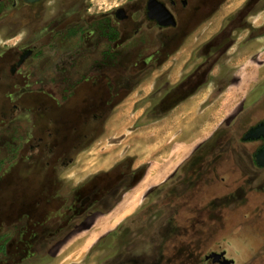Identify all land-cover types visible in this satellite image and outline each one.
<instances>
[{
    "label": "rangeland",
    "instance_id": "1",
    "mask_svg": "<svg viewBox=\"0 0 264 264\" xmlns=\"http://www.w3.org/2000/svg\"><path fill=\"white\" fill-rule=\"evenodd\" d=\"M124 1L17 0L14 6L0 0V264H214L206 260L212 249H226L234 264H258L264 195L255 194L264 193V167L256 165L254 153L263 141L242 138L264 119V48L255 41L264 34V0L247 12L244 4V20L228 23L215 39L223 56L214 77L207 76L206 60L196 59L199 90L184 94L193 96L173 110L151 107L161 90L156 75L115 108L105 102L114 94L93 84L75 91L50 86L68 81L53 71L51 22L64 19L73 27L86 7L81 17L93 26L97 12ZM242 3L225 5L206 37ZM59 36L54 56L61 60L66 47ZM198 44L178 56L172 82ZM35 45L19 73H3L15 49ZM144 165L147 178L171 175L179 165L180 177L166 184L161 198L158 190L155 199L146 195L163 181L153 185L146 178L147 184L126 192L129 199H113L128 170ZM223 178L233 186L231 194ZM43 195L87 199H27ZM112 231L116 238L101 241Z\"/></svg>",
    "mask_w": 264,
    "mask_h": 264
},
{
    "label": "flooded vegetation",
    "instance_id": "2",
    "mask_svg": "<svg viewBox=\"0 0 264 264\" xmlns=\"http://www.w3.org/2000/svg\"><path fill=\"white\" fill-rule=\"evenodd\" d=\"M22 1L26 4H34L40 0L33 3ZM229 2L230 0H125L116 7L97 12L95 25L93 26L87 27L86 20L81 17L83 11V17H86V7H83V11L78 12L79 19L73 21H78V23H75L73 27L70 26L71 21L63 19L55 22L54 20L47 31L50 35L48 49L53 60H55L53 61V71H57L60 76H67L68 81L63 84L58 83L62 82V79L50 84V86L75 91L87 84H93L96 88L114 94L115 99L104 101L108 102L107 105L110 108H115L129 95L128 93L137 90L145 81L156 75L155 87L157 88L159 85L157 90H161L157 95L159 100L153 101L151 107H156L158 103L162 107L167 104L173 110L192 96V94H188L184 98V94L188 91L199 90L198 88L194 90V87L198 86L201 75L199 73V63L195 62L196 59L201 56L203 61L206 60L207 76H213V70L216 65L220 64L218 63L219 59L223 56L222 51L220 53L215 50V39L219 38V34L227 28L228 23L235 27L244 20V16H242L244 4H248L247 12L258 0H245L244 3L224 17L217 32H213L206 37L205 32L212 27L219 12ZM16 4L17 0H13V5ZM60 15L58 14L56 18ZM57 35H61L58 39L61 40L63 47H66L61 60L56 59L54 56L56 49L54 40H56ZM262 35L264 34L259 36ZM197 42L199 44L188 52L189 58L180 71L182 76L177 81L172 82L170 76L175 69L178 56L182 55L189 45L194 44L195 46ZM38 47L39 45L33 47L21 46L15 49L14 58L5 64L3 73L15 76L17 72L19 73L23 69L26 61L35 55ZM60 63L65 67L59 68L58 64ZM157 72L158 74H156ZM72 76H77L78 79L69 81ZM97 118L101 119L102 117L97 116ZM260 122H264V119ZM257 124L251 126L248 131ZM247 132L242 138L244 141H263L254 153L255 159L258 151L264 147V137L245 139ZM131 160L136 161L135 158ZM180 165L169 177L162 180L163 182H157H162L160 187L148 191L146 197L155 199L153 196L154 191L158 190L160 193L159 198H161V192L166 184L175 182L180 177L178 176ZM256 165L264 167L257 163ZM147 170L148 165L141 168L132 166L125 174L126 176L124 175L122 178L120 186H117L116 195L113 199H123L126 192L143 179ZM136 178L138 181L134 182L137 180ZM223 186L229 188L227 194L233 192L231 190L233 186L224 178ZM261 194L264 195V193H256L255 195ZM240 198L242 199V197ZM27 199L87 198L80 195H43L32 196ZM94 206L91 204L89 209ZM48 207L50 208V204ZM263 220V218L260 219V221ZM262 224L264 225V222ZM244 237L247 236L244 235ZM262 240L263 242L257 245L261 250L264 249V233L262 234ZM1 249H4L3 244L0 247ZM206 260H212L214 264H234V260L227 257L226 249L220 251L212 249L206 255ZM258 264H264L263 254Z\"/></svg>",
    "mask_w": 264,
    "mask_h": 264
},
{
    "label": "water",
    "instance_id": "3",
    "mask_svg": "<svg viewBox=\"0 0 264 264\" xmlns=\"http://www.w3.org/2000/svg\"><path fill=\"white\" fill-rule=\"evenodd\" d=\"M25 1L33 3L38 0H25ZM260 137H264V122L258 123L255 127L251 128L245 135V139H255ZM255 159L257 164L264 166V147L258 151ZM217 255L220 256L221 254H217Z\"/></svg>",
    "mask_w": 264,
    "mask_h": 264
},
{
    "label": "crops",
    "instance_id": "4",
    "mask_svg": "<svg viewBox=\"0 0 264 264\" xmlns=\"http://www.w3.org/2000/svg\"><path fill=\"white\" fill-rule=\"evenodd\" d=\"M230 1H231V0H230ZM244 1H245V0H244ZM253 40H254V39H253ZM255 41H259V42H261V48H260V51H261V49L264 48V46H263V45H264V35L255 38ZM261 55H262V52H261ZM215 67H216V66H215ZM232 67H235V65H233ZM214 69H215V68H214ZM212 74H213V77H214V76H215L214 73H212ZM235 83H236V81H234V82H233V81L230 82L229 84H227L228 86H226V88H223V89L220 91V93H221V94L224 93V91H226V90H227L232 84H235ZM230 88H231V87H230ZM235 91L238 92V89L235 88ZM192 96H193V95H192ZM192 96H191V97H192ZM188 99H189V98H188ZM186 100H187V99H186ZM186 100H185V101H186ZM185 101H183V102H185ZM183 102H182V103H183ZM182 103H181V104H182ZM170 172H171V171H170ZM146 174H147V173H146ZM168 175H169V173L164 177V179H165ZM144 177H145V176H144ZM144 177H143V179H144ZM143 179H141V181H142ZM164 179H163V180H164ZM141 181H139V183H140ZM139 183H138V184H139ZM138 184H137V185H138ZM137 185H136V186H137ZM136 186H135V187H136ZM148 188H149V187H148ZM148 188H147V189H148ZM147 189H146V190H147ZM131 191H132V190H131ZM131 191H129V192H131ZM129 192H128V193H129ZM128 193H127V194H128ZM127 194H126V195H127ZM126 195H124V197H123L124 200H125ZM141 199H142V196H141ZM124 200H123V201H124ZM122 203H123V202H122ZM122 203H121V204H122ZM121 204H120V205H121ZM120 205H119V206H120ZM119 206H118V207H117L112 213L116 212L117 209L119 208ZM110 210H111V209H110ZM110 210H109V211H110ZM136 210H137V208L134 209L133 211H131L129 214H127V216L124 217V219H126L127 217H129L130 215H132ZM112 213H111V214H112ZM124 219H123V220H124ZM94 226H95V225H94ZM94 226H93V227H94ZM90 230H91V229H90ZM90 230H86V232H88V231H90ZM85 234H86V233H83V234L79 235L78 238L84 236ZM96 238H97V237H96ZM96 238H95V239H96ZM87 249H88V247H87ZM87 249L84 248V250H85L84 253H86V250H87ZM67 253H69V252H65L64 254L67 255ZM84 253H83V254H84ZM71 261H73V260H71Z\"/></svg>",
    "mask_w": 264,
    "mask_h": 264
},
{
    "label": "bare ground",
    "instance_id": "5",
    "mask_svg": "<svg viewBox=\"0 0 264 264\" xmlns=\"http://www.w3.org/2000/svg\"><path fill=\"white\" fill-rule=\"evenodd\" d=\"M165 173L163 174V171L162 172H158V173H156V174H154V175H150L149 176V178H147V176L143 179V182L141 181L140 183H139V186L141 187L143 184H145V182H146V184H147V179H149L148 180V182H151V184H155V183H157V182H160V181H162L163 180V178L165 177ZM147 178V179H146ZM129 199L130 198V195L128 194V196L126 197V199Z\"/></svg>",
    "mask_w": 264,
    "mask_h": 264
},
{
    "label": "trees",
    "instance_id": "6",
    "mask_svg": "<svg viewBox=\"0 0 264 264\" xmlns=\"http://www.w3.org/2000/svg\"><path fill=\"white\" fill-rule=\"evenodd\" d=\"M111 236H114V238L117 237V231H112L110 233H108L106 236L102 237L101 241L108 238V237H111Z\"/></svg>",
    "mask_w": 264,
    "mask_h": 264
}]
</instances>
